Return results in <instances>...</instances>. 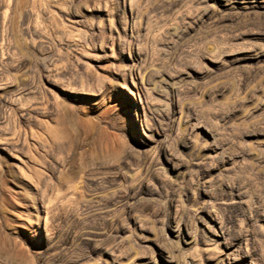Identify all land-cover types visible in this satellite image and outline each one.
<instances>
[{
    "label": "rangeland",
    "instance_id": "374dc122",
    "mask_svg": "<svg viewBox=\"0 0 264 264\" xmlns=\"http://www.w3.org/2000/svg\"><path fill=\"white\" fill-rule=\"evenodd\" d=\"M0 264H264V0H0Z\"/></svg>",
    "mask_w": 264,
    "mask_h": 264
},
{
    "label": "bare ground",
    "instance_id": "6f19581e",
    "mask_svg": "<svg viewBox=\"0 0 264 264\" xmlns=\"http://www.w3.org/2000/svg\"><path fill=\"white\" fill-rule=\"evenodd\" d=\"M235 1H241V0H235ZM242 1H249V0H242ZM251 2L257 4V2H259V0H250ZM233 5V4H232ZM139 73V72H138ZM143 78V77H141ZM157 255V254H156ZM234 262V261H233Z\"/></svg>",
    "mask_w": 264,
    "mask_h": 264
}]
</instances>
